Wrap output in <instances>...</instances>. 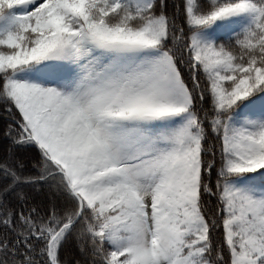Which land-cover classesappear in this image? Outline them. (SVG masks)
Wrapping results in <instances>:
<instances>
[{"label":"snow or ice","instance_id":"snow-or-ice-1","mask_svg":"<svg viewBox=\"0 0 264 264\" xmlns=\"http://www.w3.org/2000/svg\"><path fill=\"white\" fill-rule=\"evenodd\" d=\"M0 108V264H264V0H0Z\"/></svg>","mask_w":264,"mask_h":264},{"label":"trees","instance_id":"trees-1","mask_svg":"<svg viewBox=\"0 0 264 264\" xmlns=\"http://www.w3.org/2000/svg\"><path fill=\"white\" fill-rule=\"evenodd\" d=\"M5 132H6L5 118L2 113V108H0V157H3L6 154L7 149L10 147V142L6 138ZM16 153L18 156L27 159L35 155V150L18 148L16 149ZM67 255L70 259L79 257L78 249L76 248L74 243L69 244L68 249H67Z\"/></svg>","mask_w":264,"mask_h":264}]
</instances>
